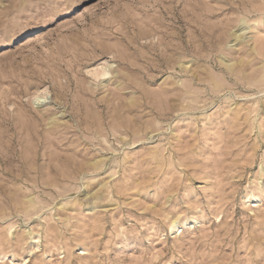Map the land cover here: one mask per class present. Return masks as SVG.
Returning <instances> with one entry per match:
<instances>
[{"label": "rangeland", "instance_id": "obj_1", "mask_svg": "<svg viewBox=\"0 0 264 264\" xmlns=\"http://www.w3.org/2000/svg\"><path fill=\"white\" fill-rule=\"evenodd\" d=\"M261 253L264 0H0V264Z\"/></svg>", "mask_w": 264, "mask_h": 264}, {"label": "bare ground", "instance_id": "obj_2", "mask_svg": "<svg viewBox=\"0 0 264 264\" xmlns=\"http://www.w3.org/2000/svg\"><path fill=\"white\" fill-rule=\"evenodd\" d=\"M240 37V34H236L235 33V36H234V40H238ZM246 38V37H245ZM242 39V38H241ZM244 39V38H243ZM90 73L96 77V78H105V76L107 74L110 73V64H104V65H101L100 67H96L93 71H90ZM107 80V79H106ZM101 81V80H100ZM103 82V81H102ZM44 93V92H43ZM46 98L47 99V96L44 95H39L36 97L35 100H38L39 102H42L40 99H44ZM34 100V101H35ZM40 104V103H39ZM50 119V118H49ZM53 119V118H52ZM51 120V119H50ZM95 160V159H94ZM90 162V161H89ZM101 184V183H100ZM99 184V185H100ZM181 228V226H179V220L178 218H174L171 222V231H179V229ZM29 232V231H28ZM30 233V232H29ZM34 233V232H33ZM32 232L30 233L31 235L33 234ZM34 235V234H33Z\"/></svg>", "mask_w": 264, "mask_h": 264}, {"label": "snow or ice", "instance_id": "obj_3", "mask_svg": "<svg viewBox=\"0 0 264 264\" xmlns=\"http://www.w3.org/2000/svg\"><path fill=\"white\" fill-rule=\"evenodd\" d=\"M253 264H264V253H261L260 257L253 261Z\"/></svg>", "mask_w": 264, "mask_h": 264}]
</instances>
